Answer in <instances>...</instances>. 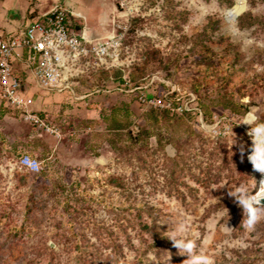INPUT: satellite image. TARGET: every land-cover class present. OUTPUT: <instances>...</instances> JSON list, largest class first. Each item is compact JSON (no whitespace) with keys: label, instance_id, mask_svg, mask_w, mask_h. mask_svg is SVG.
Listing matches in <instances>:
<instances>
[{"label":"rangeland","instance_id":"374dc122","mask_svg":"<svg viewBox=\"0 0 264 264\" xmlns=\"http://www.w3.org/2000/svg\"><path fill=\"white\" fill-rule=\"evenodd\" d=\"M0 12L14 27L2 35L23 25ZM102 12L93 41L119 45L70 76L86 106L41 104L58 134L0 106V264H264L252 199L264 190V0H109ZM119 105L126 127L113 130L100 117ZM23 152L38 172L17 165Z\"/></svg>","mask_w":264,"mask_h":264},{"label":"built area","instance_id":"2783aa9c","mask_svg":"<svg viewBox=\"0 0 264 264\" xmlns=\"http://www.w3.org/2000/svg\"><path fill=\"white\" fill-rule=\"evenodd\" d=\"M117 1L120 5L125 4V0ZM72 18L77 20L82 16L62 4H56L41 17L27 21L14 33L0 35V106L9 108L30 125L55 134L59 133L58 128L46 123L41 113L44 110L35 108L36 97L28 93L27 86L31 85L42 99L65 93L74 109L77 105L86 106L91 93L86 90L78 92L77 82L70 76L107 66L105 57L116 52L120 39L118 35L102 41L86 39L72 25ZM16 64H19L25 78L16 75ZM27 77L30 81L26 84ZM110 91L111 88L105 87L94 89L93 93ZM141 100L144 102V97ZM150 103L171 109V103L166 104L159 97L153 98ZM175 112L182 113L180 108ZM16 162L25 170H40L39 160L26 152L21 153ZM255 197L258 195L252 199Z\"/></svg>","mask_w":264,"mask_h":264},{"label":"crops","instance_id":"0c3cea01","mask_svg":"<svg viewBox=\"0 0 264 264\" xmlns=\"http://www.w3.org/2000/svg\"><path fill=\"white\" fill-rule=\"evenodd\" d=\"M56 4H62L75 13H81L82 23L81 26L76 29L86 39L95 40L105 35V17L102 12V7L109 5V0H0V5L5 7V12L9 15V18L4 16L3 20H14V24H18L21 21L23 25L29 20L41 17ZM2 16L3 13L0 12V17ZM1 20L0 18V35L14 28L12 25H5V21ZM19 28L20 27H18V29ZM16 66L20 68L19 64H16ZM27 79L30 81L29 77H27ZM78 83L79 82H77V84ZM78 86L80 88L82 87L80 84ZM27 87L28 93H33L36 97L35 108L42 110H46L47 106L42 105L43 107H41V104H44L47 98L50 99L53 97L56 100L66 95L65 93L52 94L51 96L49 95V97L44 96L42 99L31 85ZM56 106L57 105H55V108ZM48 108L50 109V105Z\"/></svg>","mask_w":264,"mask_h":264},{"label":"trees","instance_id":"16d2710c","mask_svg":"<svg viewBox=\"0 0 264 264\" xmlns=\"http://www.w3.org/2000/svg\"><path fill=\"white\" fill-rule=\"evenodd\" d=\"M72 25H74V27L79 28L81 26L80 23H78V21L75 18H72L71 20ZM123 107H127L126 105H119L118 107H113L112 109H110V112L108 115H101V120L107 124V126L113 130H117L119 128H124L126 127V125L123 123V118L124 116L121 115L125 114L127 115V110H125ZM176 117H179L178 115Z\"/></svg>","mask_w":264,"mask_h":264},{"label":"bare ground","instance_id":"6f19581e","mask_svg":"<svg viewBox=\"0 0 264 264\" xmlns=\"http://www.w3.org/2000/svg\"><path fill=\"white\" fill-rule=\"evenodd\" d=\"M260 180H261V179H260ZM263 182H264V178L260 181V185H261V186L264 184ZM263 188H264V187H263ZM260 192H261V193L258 192L259 194H257L258 197L264 195V190H262V188H261Z\"/></svg>","mask_w":264,"mask_h":264},{"label":"water","instance_id":"95a60500","mask_svg":"<svg viewBox=\"0 0 264 264\" xmlns=\"http://www.w3.org/2000/svg\"><path fill=\"white\" fill-rule=\"evenodd\" d=\"M257 202L264 205V195L257 197Z\"/></svg>","mask_w":264,"mask_h":264}]
</instances>
